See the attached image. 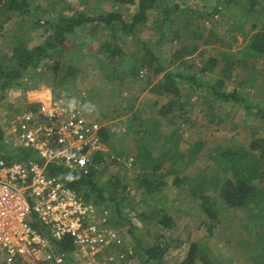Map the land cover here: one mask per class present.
<instances>
[{"label":"rangeland","instance_id":"rangeland-1","mask_svg":"<svg viewBox=\"0 0 264 264\" xmlns=\"http://www.w3.org/2000/svg\"><path fill=\"white\" fill-rule=\"evenodd\" d=\"M5 1L0 0V40L9 38L20 20L37 22L30 34L41 40L48 18L44 13L60 7L52 8L54 0H28L30 12L20 16L5 10ZM66 2L91 15L118 11L125 21L135 11L133 5L115 0L62 4ZM240 6L253 10V17L242 15ZM160 8L150 11L148 23L135 37L112 34L101 23L86 36L70 35V44L78 41L80 48L66 63L63 59L73 64V75L63 76L52 89L59 64L41 61L39 82L32 85L28 80L24 87L14 84L6 90L0 127L6 134L19 112L45 100L74 108L105 130L100 138L104 161L96 166V178L103 184L118 181L112 196L120 208L116 211L112 203L99 202L93 195L87 201L116 232L102 256L108 264H157L145 261L141 248L168 239L171 245L176 238L196 245L195 264H264V182L257 174L264 163L259 152L250 149L255 139L264 141V119L210 91L236 88L264 106V53L249 47L251 35L264 30V0H235L229 7L223 0H165ZM105 43L110 50H103ZM114 48L122 52L115 62L109 55ZM146 50L159 57L164 69L194 74L203 86L178 80V96L164 94L162 73L153 76L140 66L138 58ZM209 58H216L212 65ZM173 99L179 108L161 115L160 107ZM210 114L220 120L207 122ZM154 126L159 133L152 135ZM224 150L232 153L231 161L221 159ZM145 175L156 182V191H145ZM236 175L249 177L254 192L245 204L231 208L222 194L225 181ZM162 208L172 219L167 229L151 224ZM216 243L227 245V258L216 257Z\"/></svg>","mask_w":264,"mask_h":264},{"label":"trees","instance_id":"trees-1","mask_svg":"<svg viewBox=\"0 0 264 264\" xmlns=\"http://www.w3.org/2000/svg\"><path fill=\"white\" fill-rule=\"evenodd\" d=\"M119 3H125L133 5L135 11L132 13L130 20L125 21L122 13L114 10H99L100 13L91 15L89 12L79 11L78 8L71 6L67 2L62 4L63 0L52 1V8L55 5H59V9L53 11L52 9L47 10L46 13L48 18H44L46 28L41 40L34 38L30 31L37 25V22L26 23V20H20V25L16 28V31L9 37L0 40V102L5 97V92L12 85L14 86H25L24 81H31L32 85L41 80V71H39L38 65L41 61L44 64L47 60L53 59L52 64L58 65L57 75L60 78H55L51 88L53 89L56 83L63 76H72L73 70L72 65L66 63L69 60L70 55L75 54L76 50L80 49L76 43L70 44L72 41L70 35L80 37V35L86 36L101 23L107 31L113 34V32H119L120 35H128L135 37L137 32L146 26L149 21V13L151 10H162L160 6L165 0H115ZM235 0H223L225 7H229ZM179 4V3H177ZM177 4L175 7H177ZM28 0H7L4 2L3 8L10 12L22 16L27 15L30 12L28 7ZM238 6V5H237ZM253 7V4H251ZM240 6L242 15L249 19L253 17V10L243 8ZM166 13V12H165ZM163 19V18H162ZM158 23H156L157 26ZM30 25V26H29ZM91 25L90 29L85 31V28ZM155 25V23H154ZM255 23L252 24V27ZM163 29V28H161ZM85 32H84V31ZM251 41L249 47L252 51L259 54L264 53V30L263 27L260 31L255 32L251 35ZM73 49V50H72ZM110 45L105 43L103 50H110ZM72 50V51H69ZM110 60L117 61L122 56V52L119 48H114L109 52ZM63 59L65 60L63 62ZM223 59V57H222ZM140 66L150 71V74L156 76L162 73L161 85L163 93L177 97L179 94L177 81L181 80L190 85L196 84V86H203V81L199 82L198 78L194 74H186L179 70L164 69L161 66L159 57L146 50L142 56L138 58ZM216 58H209V65H212ZM228 60V59H227ZM110 61V63H111ZM230 65L231 61H226ZM109 63V62H108ZM131 71V70H130ZM221 83V82H220ZM223 83V82H222ZM54 85V86H53ZM211 94L217 99H221L224 102H234L242 104V107L248 111H254L253 115H257L264 119V106L256 103H252L250 100L239 94L236 88L232 90L219 89L217 87L210 88ZM176 100H169L167 104L160 107L159 113L166 115L172 108H179L176 105ZM32 106H34L32 104ZM207 122L217 123L220 119H214L210 114ZM152 130L150 134H152ZM100 138L106 136L105 130H99ZM4 133L0 127V157H5L10 161H23L27 159L36 160L42 162L37 155L28 149L21 147L6 148L3 144ZM251 150L259 152V159L264 163V141L262 139H255L250 144ZM11 153V154H9ZM85 154L89 159V165L86 169L69 170L53 164H47V169L50 173L58 175L61 180L71 189L78 192L84 200H88L93 195L99 202L112 203L113 208L119 211L120 203L112 196V190L115 188L114 183H99L96 178V166L104 161V157L101 151L85 150ZM233 158L230 150H224L221 153V159L231 161ZM156 170V169H155ZM260 181L264 182V168L257 172ZM145 175L144 189L147 192L156 191V182L148 180ZM158 184H161L159 182ZM227 186L226 190L223 191V199L228 207H234L237 205L245 204L253 195L254 186L251 184L250 178L246 176L236 175L234 177H228L225 181ZM203 207L207 209L206 204L203 203ZM162 209H157L158 213L152 219V225H160L167 229L172 225V219ZM213 222V221H212ZM170 239L164 241V243L152 244L141 248L142 254L145 257V261H156L157 264H195L194 257L196 255V245L193 242L181 240L176 238L175 242L169 245L167 242ZM54 246L58 250L69 251L72 248L71 241L68 237L63 238L60 241L53 242ZM215 255L219 260L227 258L228 247L225 244L216 243ZM228 255V256H227Z\"/></svg>","mask_w":264,"mask_h":264},{"label":"built area","instance_id":"built-area-1","mask_svg":"<svg viewBox=\"0 0 264 264\" xmlns=\"http://www.w3.org/2000/svg\"><path fill=\"white\" fill-rule=\"evenodd\" d=\"M35 104L19 112L2 139L42 162L0 159V264H108L102 256L116 232L47 169H86L85 150H101L100 126L57 101ZM65 237L71 250L56 249L53 242Z\"/></svg>","mask_w":264,"mask_h":264},{"label":"crops","instance_id":"crops-1","mask_svg":"<svg viewBox=\"0 0 264 264\" xmlns=\"http://www.w3.org/2000/svg\"><path fill=\"white\" fill-rule=\"evenodd\" d=\"M158 127H159V125H158ZM153 132H152V135H155V134H158L159 132H158V130H156V127L154 126V128H153V130H152ZM158 167H159V165H157V166H155L154 167V170L156 169H158Z\"/></svg>","mask_w":264,"mask_h":264},{"label":"clouds","instance_id":"clouds-1","mask_svg":"<svg viewBox=\"0 0 264 264\" xmlns=\"http://www.w3.org/2000/svg\"><path fill=\"white\" fill-rule=\"evenodd\" d=\"M69 107H72V105H69Z\"/></svg>","mask_w":264,"mask_h":264}]
</instances>
